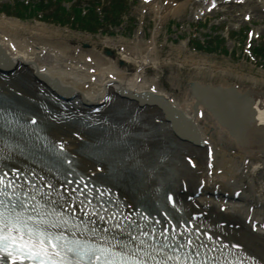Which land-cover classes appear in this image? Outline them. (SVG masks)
I'll return each mask as SVG.
<instances>
[{
    "label": "bare ground",
    "instance_id": "6f19581e",
    "mask_svg": "<svg viewBox=\"0 0 264 264\" xmlns=\"http://www.w3.org/2000/svg\"><path fill=\"white\" fill-rule=\"evenodd\" d=\"M230 2L234 4L224 9L228 16L264 15V0H145L143 7L157 20L155 31L146 42L124 40L116 60L94 44L71 45L73 38L59 27L0 14V63L9 68H0V98L35 111L41 134L33 139H44L71 157L79 171L98 177L107 173V165L118 174L126 170L141 195L150 194L153 185L165 189L177 184L188 207L232 222L240 240L264 253V75L195 53L183 56V45L176 47V56H162L157 45L164 22L183 16L190 5L197 6L192 12L197 16ZM165 67L167 80L180 87V96L161 86ZM34 76L81 103H100L113 88H122L130 94L160 95L168 107L149 98L156 105L140 109L145 116L141 125L137 121L129 123L127 131L96 134L44 112L48 97ZM192 82L197 93L191 92ZM154 117L157 125H149ZM5 128L6 121H1L0 158L30 165L58 194L69 197L67 185L31 165L33 151L24 142L12 141ZM149 171L156 172L155 182L149 181ZM114 188L130 208L131 198Z\"/></svg>",
    "mask_w": 264,
    "mask_h": 264
},
{
    "label": "rangeland",
    "instance_id": "374dc122",
    "mask_svg": "<svg viewBox=\"0 0 264 264\" xmlns=\"http://www.w3.org/2000/svg\"><path fill=\"white\" fill-rule=\"evenodd\" d=\"M23 1L27 2V0H0V14L14 18L20 15L22 16L20 20L27 23L33 24L38 21L59 27L65 31L64 36L73 38L69 40L71 45L79 44L87 47L94 44L98 48H104V53L112 60L119 57L118 48L124 40L132 42L136 38H141L145 42L148 41L154 32L156 23L154 14L142 12L143 0H128L119 25L105 24L95 33H90L77 25H59L53 22L51 16H57L55 8L43 13L30 12L25 9L23 11L26 15H24L21 12L22 8L20 9L17 4ZM39 1L41 0H29L28 2ZM76 2H79L82 7L90 5L88 0H76ZM61 4L70 9L75 3L74 0H62ZM191 14L192 10L189 9L184 17L176 16L164 23L157 44L162 56L166 54L176 56V47L183 45V56L195 53L209 57L211 61L218 63L242 66L244 71L257 76L264 75V17H262V23L259 24L255 21L240 20L239 17L229 19L224 12L211 13L202 18L192 17ZM144 15L145 20H143ZM143 23L144 28H142ZM249 31L252 35H248ZM249 43L250 45L252 43L250 49L248 48ZM253 46H257V50L253 51ZM117 64L123 66L124 62H117ZM168 73L167 67L160 72L162 86L166 89L172 88L174 94L180 95L178 87L168 82Z\"/></svg>",
    "mask_w": 264,
    "mask_h": 264
},
{
    "label": "snow or ice",
    "instance_id": "6c2138e0",
    "mask_svg": "<svg viewBox=\"0 0 264 264\" xmlns=\"http://www.w3.org/2000/svg\"><path fill=\"white\" fill-rule=\"evenodd\" d=\"M0 186H3L0 196L7 197L3 176ZM27 211L23 202L9 207L0 199V252H7L12 264H17L18 259L31 264H146L142 259L116 251L115 246H95L77 238L69 240L57 231L55 224L45 226L43 221L34 222Z\"/></svg>",
    "mask_w": 264,
    "mask_h": 264
}]
</instances>
